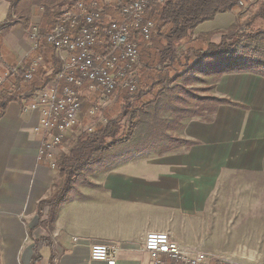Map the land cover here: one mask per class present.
Listing matches in <instances>:
<instances>
[{
	"label": "crops",
	"instance_id": "1",
	"mask_svg": "<svg viewBox=\"0 0 264 264\" xmlns=\"http://www.w3.org/2000/svg\"><path fill=\"white\" fill-rule=\"evenodd\" d=\"M19 20L5 35L18 64L34 44ZM215 92L250 108L222 106L210 123L185 119L179 137L195 145L163 156L138 155L110 170L96 181L100 186L67 200L52 228L39 225V203L58 177L40 162V113L9 102L0 118V264H31L36 252L38 264H107L90 256L97 242L109 244L116 264H152L147 233L170 232L176 220L197 215L222 173H264V77L224 75ZM43 214L49 220L52 208L46 205Z\"/></svg>",
	"mask_w": 264,
	"mask_h": 264
},
{
	"label": "trees",
	"instance_id": "2",
	"mask_svg": "<svg viewBox=\"0 0 264 264\" xmlns=\"http://www.w3.org/2000/svg\"><path fill=\"white\" fill-rule=\"evenodd\" d=\"M10 6L8 20L0 22V77L5 81L0 91V118L11 101L22 102L21 95L33 93L49 83L52 67L57 63L54 47L48 34L61 12L74 0H6ZM245 0H165L153 4L148 18L155 22L149 40H142L139 48L143 68L141 82L136 91H122L116 103L105 112L106 121L99 122L91 131L82 132L77 141L69 145L62 139L54 152L55 166L50 164L48 150L40 162L58 173L51 195L39 203V225L53 227L60 207L79 191L81 183L91 188L100 186L91 179L95 170L110 172L138 155L156 153L160 156L170 151L195 145L173 131L185 128L184 120L199 116L212 122L225 105H248L232 98L203 93L216 88L224 75L241 73L264 77V0L253 9L246 23L238 21L222 31L219 41L214 33L195 34L196 27L222 12H246L255 3L243 5ZM43 10L38 24V47L18 64L15 54L5 40L24 7L30 4ZM115 16L108 10L105 16ZM32 20L25 22L26 29ZM137 36V35H136ZM38 56L39 65L33 78L27 80L25 72ZM205 84L204 88L198 86ZM96 94V93H94ZM98 99L83 97L80 117L91 113L90 107ZM91 107V108H92ZM168 117L165 119L164 116ZM172 131V133L170 132ZM48 205L53 214L44 218L43 208ZM39 253L31 264L40 262Z\"/></svg>",
	"mask_w": 264,
	"mask_h": 264
},
{
	"label": "built area",
	"instance_id": "3",
	"mask_svg": "<svg viewBox=\"0 0 264 264\" xmlns=\"http://www.w3.org/2000/svg\"><path fill=\"white\" fill-rule=\"evenodd\" d=\"M163 1L74 0L61 12L47 37L57 59L49 83L20 97L23 111L40 113L36 129L41 134V156L48 150L52 167L55 166L53 154L62 139L69 131L82 126L80 112L86 93L97 92L108 99L111 94L119 98L124 90L136 91L143 68L139 48L142 40L150 39L155 26L148 13L153 4ZM248 1L251 0L241 3L245 5ZM108 10L115 16L106 17ZM27 34L34 39L32 53L39 43L38 25L33 32L27 29ZM43 63L42 56L36 57L25 78L31 80ZM4 81L0 77V91ZM103 121L106 118L101 114L84 130L91 131ZM144 240L145 250L152 255V264H235L231 260L212 259L202 251H186L168 232H149ZM90 256L96 262L117 263L108 243L94 244Z\"/></svg>",
	"mask_w": 264,
	"mask_h": 264
},
{
	"label": "rangeland",
	"instance_id": "4",
	"mask_svg": "<svg viewBox=\"0 0 264 264\" xmlns=\"http://www.w3.org/2000/svg\"><path fill=\"white\" fill-rule=\"evenodd\" d=\"M251 2L255 4L246 12H222L200 23L195 32L213 28L214 30L208 32L214 33L213 40L219 41L222 31L228 30L237 21L240 24L246 23L253 9L261 4V0H251L245 2V7ZM0 3V22L3 23L8 20L11 10L7 2L0 0ZM23 10V16L17 18L14 16V20L20 19L19 22L24 25L30 18L32 20L30 30L33 32L43 10L33 3L25 6ZM27 35L30 37L29 34ZM31 41L33 43L34 39ZM198 86L204 88L206 85ZM201 92L216 93L215 88ZM93 95H97L98 99L93 102V107H90L91 113H87L85 118L80 117L81 128H75L65 135L67 144H74L81 133L86 131L84 128L94 124L99 115H105V112L118 100L116 94H111L107 99L97 92L96 94L86 93L83 97L91 98ZM168 116L167 113V116L163 115V118L166 119ZM182 130L173 131V133L179 136L182 135ZM152 155L160 156L154 152ZM95 171L91 180L97 183L96 181L107 172ZM78 188L81 192L82 189L90 187L81 183ZM208 194L206 202L200 203V211L197 215L184 216V219L176 220V228L168 232L172 239L177 241L184 250L202 251L212 259L231 260L235 264H264V173L227 171L222 173L218 182L209 188Z\"/></svg>",
	"mask_w": 264,
	"mask_h": 264
}]
</instances>
